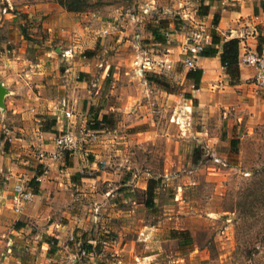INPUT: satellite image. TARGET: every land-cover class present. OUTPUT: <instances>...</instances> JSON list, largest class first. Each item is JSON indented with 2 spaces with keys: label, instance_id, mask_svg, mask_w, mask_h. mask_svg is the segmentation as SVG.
Returning a JSON list of instances; mask_svg holds the SVG:
<instances>
[{
  "label": "rangeland",
  "instance_id": "obj_1",
  "mask_svg": "<svg viewBox=\"0 0 264 264\" xmlns=\"http://www.w3.org/2000/svg\"><path fill=\"white\" fill-rule=\"evenodd\" d=\"M99 1L85 12L93 20L108 12L117 26L134 23L121 40L127 42L114 49L117 55L106 46L91 51L99 61L130 56L137 40L143 57L149 49L161 57L152 32L164 38L165 47L195 40V29L176 10L164 11L162 0L154 6L150 0ZM41 2L55 0H0V82L9 92L25 73L37 76V21L18 22L25 8ZM185 45L176 55L165 51L164 60L151 57L137 67L128 61L129 75H114L111 67L109 75L86 76L88 105H79L63 130L84 127L96 130L97 138L61 153L60 164L38 181L37 199L29 202L21 196L36 195L30 178L37 172L36 137L53 127L52 114L44 110L53 106L40 101L42 113L21 119L6 107L17 94L5 96L0 264H264V122L232 148L226 140L208 146L196 134V114L180 121L178 109L189 105L191 90ZM45 67L42 84L53 71L49 63ZM32 92L37 95V89ZM26 99L28 107H37L33 95ZM68 160L71 169L65 168ZM11 166L24 176L17 187L9 185Z\"/></svg>",
  "mask_w": 264,
  "mask_h": 264
},
{
  "label": "crops",
  "instance_id": "obj_2",
  "mask_svg": "<svg viewBox=\"0 0 264 264\" xmlns=\"http://www.w3.org/2000/svg\"><path fill=\"white\" fill-rule=\"evenodd\" d=\"M194 1L195 7L190 8L186 7L187 3L184 0L181 2L179 0H162L160 5H163L164 11L167 12L168 8L176 10L183 22H187L195 29L193 34L195 40L193 43L183 42L176 46L173 44L166 47L164 44L159 45L164 51L161 52V57L164 58L167 56L164 54L165 51L170 52L169 49H171V52L177 50L180 53L186 44L184 54H187V61L190 62L192 69L200 70L201 74L196 88L190 81V106L180 105L178 110L182 115H179L178 119L186 122L187 114H190L191 120L192 115L196 114L195 120L199 125L196 134L206 141L208 146L216 147L218 144L224 145L226 142L229 144L231 140L237 141L248 136L253 127L262 125L264 122V93L252 84V78L257 74L256 69L252 66L237 64V77L231 79L219 60L221 44L231 39L237 40V57L244 52L258 53L256 51L258 46L260 48L258 54L264 53V0H214L209 4L207 1L202 3L199 0ZM149 2L153 6L159 3L158 0ZM200 5L205 9L201 10ZM24 14L25 16L20 18L19 24L25 21H37V38H39L37 76L25 73L26 77L15 81L12 91H10L12 94H17L14 100L15 104L10 107L6 105V107L10 114H17L21 119H27L31 113H42V111L39 112L41 110L39 109L40 101H43V106L48 101L53 106V111H49V107H44V110L47 114H52V120H54L53 127L40 131V137H36V150L39 153L36 158L37 175L33 174V177H30L34 181L36 195L28 191L32 195V200V198L37 199L38 181L40 179L42 181L45 174L48 175L52 171L53 165L60 164L59 161L65 154L53 157L55 137L60 131H63L64 126H69L73 119V116L68 120L64 119L61 116L62 108L73 112L79 105L81 107L88 105L91 89L87 84L86 76L109 75L111 67L114 70V75H119L120 71L123 72V75H129L128 67H125L128 61L135 63L134 66L137 67L140 66L139 62L142 64L144 61L151 60V57H156L159 60L164 59L150 55V49L143 52V57L138 52L140 42L137 40L134 44L133 54L126 57L121 55L120 61H116L114 56L117 55L115 54L117 52L114 49L118 47L119 50L120 45L123 46L127 42V40H121L123 36L126 37L134 29V23L131 25L128 22L123 26H117L116 22L118 21L115 14L102 12L93 20L90 13H69L53 2L37 3L35 6L25 8ZM215 15L217 23L213 28L211 21ZM91 19L95 23H91ZM211 32H214L220 41V44L215 46L218 52L211 57H201L199 56L201 49L210 47ZM148 45L153 44L150 42ZM105 46L113 49V58L109 57L101 61L94 58L91 51L94 48ZM84 52L86 53L84 54ZM177 52L174 54L176 55ZM175 55L174 57L177 59ZM165 62L167 63L166 59ZM173 62H175V58H173ZM46 63L51 65L53 71H50L49 77L46 76L44 84H42L40 78L42 73L46 72L47 68H44ZM60 64H62V68L59 69ZM25 78H30V80ZM32 88L37 89V95L33 94ZM30 95L37 99V103H35L37 107L34 109L28 107L29 103L26 98H29ZM38 95L42 98H38ZM47 96H51L53 100L44 101L48 99ZM192 100L195 102L194 106L191 105ZM13 140L12 145H16L15 141L21 139L18 137ZM196 143L199 144L200 141L196 140ZM213 153L220 155L218 152ZM1 159L3 158L1 157ZM65 168L71 169L69 160L65 164ZM14 169L15 167L11 166L12 178L9 185L14 184L17 187L22 182L20 178L23 175L15 173ZM17 169L26 170L21 166H17ZM0 198L3 200V194H0Z\"/></svg>",
  "mask_w": 264,
  "mask_h": 264
},
{
  "label": "trees",
  "instance_id": "obj_3",
  "mask_svg": "<svg viewBox=\"0 0 264 264\" xmlns=\"http://www.w3.org/2000/svg\"><path fill=\"white\" fill-rule=\"evenodd\" d=\"M200 3L203 1H207V3H211L214 0H199ZM102 1L95 0L93 4L99 5ZM55 3L63 8L66 12L69 13H85L90 12L89 9L92 7V3L90 0H55ZM102 3L101 5H103ZM201 10L205 9L202 5L199 7ZM217 19L216 15L212 18L211 25L214 28L216 26ZM152 39L159 43L164 44L165 40L159 34L152 32ZM259 43L260 40H259ZM220 44L219 39L215 36L214 32H211V39H210V47L203 48L199 52V56L201 57H211L217 54L218 50L215 46ZM256 51L259 53L260 48L257 47ZM219 60L222 67L225 69L226 73L229 74L228 76L231 79H235L237 77V40L231 39L221 44L220 51H219ZM200 70L198 69H189L185 73V79L189 80L193 83V87L196 88L200 79ZM186 99L191 100L190 97H186ZM192 105H195V102L192 100ZM237 144V141L231 140L229 145L234 148ZM196 161V159L194 160ZM37 175V173H36ZM33 181V180H32ZM31 181V182H32ZM34 182V181H33Z\"/></svg>",
  "mask_w": 264,
  "mask_h": 264
},
{
  "label": "built area",
  "instance_id": "obj_4",
  "mask_svg": "<svg viewBox=\"0 0 264 264\" xmlns=\"http://www.w3.org/2000/svg\"><path fill=\"white\" fill-rule=\"evenodd\" d=\"M188 69H192L189 61H185ZM237 64L242 66H252L256 69L257 74L252 78V84L261 90H264V53L256 52H244L237 57ZM61 116L68 120L72 118L71 110H66L64 107L61 110ZM97 138L96 130L85 129L84 127H79L75 133H71L68 130L60 131L55 137V153L53 157H57L63 152L72 151L77 146H81L88 141H94ZM32 195L27 192L21 196L23 202H29ZM15 213L20 211L19 207H15Z\"/></svg>",
  "mask_w": 264,
  "mask_h": 264
},
{
  "label": "water",
  "instance_id": "obj_5",
  "mask_svg": "<svg viewBox=\"0 0 264 264\" xmlns=\"http://www.w3.org/2000/svg\"><path fill=\"white\" fill-rule=\"evenodd\" d=\"M9 90L0 82V113H3L5 110L4 107V98L9 95Z\"/></svg>",
  "mask_w": 264,
  "mask_h": 264
}]
</instances>
